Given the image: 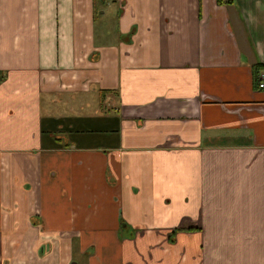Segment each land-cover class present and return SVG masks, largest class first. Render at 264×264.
I'll use <instances>...</instances> for the list:
<instances>
[{"label":"crops","instance_id":"0c3cea01","mask_svg":"<svg viewBox=\"0 0 264 264\" xmlns=\"http://www.w3.org/2000/svg\"><path fill=\"white\" fill-rule=\"evenodd\" d=\"M261 71L264 0H0V264H264Z\"/></svg>","mask_w":264,"mask_h":264},{"label":"built area","instance_id":"2783aa9c","mask_svg":"<svg viewBox=\"0 0 264 264\" xmlns=\"http://www.w3.org/2000/svg\"><path fill=\"white\" fill-rule=\"evenodd\" d=\"M259 88H264V71L259 73Z\"/></svg>","mask_w":264,"mask_h":264},{"label":"rangeland","instance_id":"374dc122","mask_svg":"<svg viewBox=\"0 0 264 264\" xmlns=\"http://www.w3.org/2000/svg\"><path fill=\"white\" fill-rule=\"evenodd\" d=\"M112 5V4H111ZM113 8L115 9V10H118V6L117 5H113ZM73 110H76L75 108L73 109Z\"/></svg>","mask_w":264,"mask_h":264},{"label":"trees","instance_id":"16d2710c","mask_svg":"<svg viewBox=\"0 0 264 264\" xmlns=\"http://www.w3.org/2000/svg\"><path fill=\"white\" fill-rule=\"evenodd\" d=\"M220 2H223V0H220ZM260 69V68H259ZM259 71V70H258Z\"/></svg>","mask_w":264,"mask_h":264}]
</instances>
